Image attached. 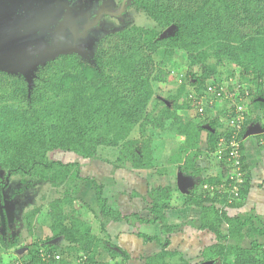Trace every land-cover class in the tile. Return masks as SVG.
<instances>
[{
  "label": "trees",
  "instance_id": "1",
  "mask_svg": "<svg viewBox=\"0 0 264 264\" xmlns=\"http://www.w3.org/2000/svg\"><path fill=\"white\" fill-rule=\"evenodd\" d=\"M132 1L153 21L154 27L131 25L106 34L92 61H84L76 50L54 53L42 62L31 63L37 66L31 72V83L21 71L0 67V171H5V177L20 175L22 181L31 178L29 186L49 183L55 188L64 187L62 196L49 201L46 210L51 235L44 241L34 239L29 243L27 264H72L79 253L85 254V264H110L98 259L101 239L76 214L78 208L85 207L96 218L95 209L77 196L78 180L94 185L103 218L120 222L133 217L139 222L137 238L160 245L159 251L146 256L144 264H172L177 252L168 249L174 225L167 224V213L183 207L198 210V228L216 238L215 243L202 249L205 261L264 264V221L260 220L261 225L257 226L255 215L238 211L248 201L251 187L244 155L242 166L246 173L237 197L222 187L227 186V179L225 171L218 170L219 173L203 178L204 190L189 191L177 205L171 203L172 187L151 188L145 215L110 207L104 195L105 185L81 176L77 162L51 159L52 154L59 152L92 159L100 146H106L119 148L118 163L149 169L154 167L156 157L153 142L159 144L150 131L172 130L183 142L169 160L181 172L199 175L196 164L201 154L211 158L222 146L220 138L227 139L229 134L217 117L199 122L187 119L194 107L187 97L190 92L203 94L211 77L218 85L237 77L239 82L255 87L249 90V114L242 134L251 119L261 118L255 111L264 113V0ZM169 26H174V32L159 37L160 31ZM180 51L185 53L187 65L186 71L178 73V81L173 79L177 73L173 62ZM232 65L239 67L236 76ZM170 76L174 88H168L162 100L154 82H166ZM134 131L136 136L132 135ZM156 170L161 173V169ZM181 188L179 184L180 196ZM38 212L40 207L26 213L31 233L32 217ZM158 224L166 233L164 241L156 234L139 231ZM4 229L0 248L7 249L16 245L18 238L10 239V231L6 226ZM55 239L64 244L53 243ZM41 248L48 253L58 252L60 257L43 260ZM116 256L112 250L111 257ZM123 258V264H128L131 256L124 253ZM181 262L190 264L182 257Z\"/></svg>",
  "mask_w": 264,
  "mask_h": 264
},
{
  "label": "rangeland",
  "instance_id": "2",
  "mask_svg": "<svg viewBox=\"0 0 264 264\" xmlns=\"http://www.w3.org/2000/svg\"><path fill=\"white\" fill-rule=\"evenodd\" d=\"M122 0H0V32L5 30L2 35L5 36L4 43L12 41V44L5 47L7 49L5 55L0 56L5 60H15L18 63L26 57L30 51L33 55H40L47 49L57 48L64 49V45H59L56 30L60 20L71 19L78 22L79 25L87 20H92L98 10L102 7H111V10L118 11ZM123 12V13H122ZM120 17L102 14L99 23L96 26L92 22V29L88 31L86 36L77 37L75 42L79 43V47L85 51L87 57L83 56L84 61H92L94 53L98 49L100 40L109 33L116 32L125 27L136 25L143 28L154 27L153 21L147 15L134 5L126 7L122 11ZM59 24V31L62 23ZM82 25V24H81ZM63 30V29H62ZM62 30L61 36H62ZM86 30V29H85ZM174 32V26H169L160 31L159 37L169 36ZM64 37L72 40V36L63 32ZM16 39H19L17 42ZM5 46V45H4ZM7 46V45H6ZM70 48V45L68 46ZM73 48V46H72ZM65 50V49H64ZM185 53L177 52L173 64L177 69L173 79L179 78L178 73L186 71ZM31 72H35L37 66L29 64ZM236 69L235 76L239 72V67L232 65ZM170 76L166 82H154L158 96L164 100L168 92V88L174 84ZM212 78V77H211ZM210 78V79H211ZM220 78H224L221 76ZM210 79H208L210 81ZM234 80V79H233ZM230 83V80L228 81ZM252 90L255 87L250 85ZM264 88V80H263ZM250 97L247 96L248 103ZM227 100L221 99L217 103L208 104L209 109L205 116H199L192 110L187 113V119H195L196 121H207L217 115V111H223L227 107ZM249 106V105H248ZM261 116V120L254 121L251 119L250 125L247 127L248 138L244 145V156L248 164V173L250 175V192L248 194L245 206L238 210L242 215H255L254 222L257 226L264 221V149H260L255 142L251 133L254 128L264 123V113L255 111ZM207 130L210 128L206 125ZM150 134L159 144H154L155 160L154 167L149 169H135L127 162L118 163L119 148L100 146L97 150L95 158L86 159L72 153H55L51 155V159H56L64 163L77 162L80 168V175L88 179L93 178L99 183L105 185L104 195L108 198L110 207L120 210L123 213L137 212L140 215L147 214L145 208L150 200L148 194L150 189L156 186L172 187L173 198L172 205H177L180 199L187 194L186 191L198 193L204 190L201 181L205 177L219 173V163L211 155L202 153L197 161L199 175H191L181 172L177 168V164L172 163L170 155L175 154L180 142L178 135L172 130L158 132L151 130ZM133 136L137 132L132 133ZM183 139V138H182ZM183 142V140H182ZM206 145L205 134H203L201 148L204 150ZM159 152V153H158ZM156 169H161V173ZM5 171H0V235L5 232V226L10 231V239L18 238V243L7 249L0 248V260L2 264L19 263L29 261V243L34 239L44 241L51 235L46 223L45 214L48 209V203L56 197H61L64 187H52L49 183L34 184L29 186L31 178L25 177L22 181L20 175L4 176ZM179 184L182 185L181 196L178 193ZM79 188L78 197L82 201L87 202L96 211V218L88 208L80 207L76 210V214L87 221L93 232L101 239L99 248V260L108 261L110 264H123V255L128 254L131 258L128 264H144L148 255L159 251L160 245L155 242H144L141 238H137L139 222L130 217L128 221L114 222L112 219L103 218L99 213L95 198V187L91 182L78 180ZM196 185V187H194ZM0 190V192H1ZM40 207L34 217H32L33 233L29 232L26 221V213L34 208ZM236 211V213L238 212ZM167 224L174 225L170 234V244L168 249L175 251L174 257L171 259L172 264H183L181 257L190 264H211V261L204 260L202 249L205 246L216 242L215 236L206 231L199 229L197 221L198 210L189 207L175 208L168 211ZM226 226L224 225V229ZM143 229V230H142ZM149 235H158L164 241L166 233L162 229V225H154L147 228H140ZM55 244H64L59 239L54 240ZM249 242V240H247ZM244 245L246 243H243ZM43 249V248H42ZM115 251L117 256L111 257V252ZM58 253V252H55ZM59 254V253H58ZM60 255V254H59ZM123 259V260H122ZM203 261V262H202Z\"/></svg>",
  "mask_w": 264,
  "mask_h": 264
},
{
  "label": "built area",
  "instance_id": "3",
  "mask_svg": "<svg viewBox=\"0 0 264 264\" xmlns=\"http://www.w3.org/2000/svg\"><path fill=\"white\" fill-rule=\"evenodd\" d=\"M234 79V80H233ZM230 80V83L228 81ZM178 81H181L178 78ZM206 88L203 94H195L194 91L190 92L187 97L191 99L194 104V111L199 116H205L209 109L208 104L217 103L221 99L227 100L228 104L223 111H217V117L220 122L224 123L228 128L229 137L220 138L222 146L218 148L212 156L220 165V170L225 171V179H227V186L223 185L227 191L233 193L237 197L239 186L244 182L245 170L243 169L242 156L244 155V145L248 138L247 130L242 134L244 126L246 125L248 103L246 102L247 96L249 97V90L251 84L239 82L237 77L228 80H222L218 85L214 77L206 81ZM232 86V87H231ZM252 86V85H251ZM242 89V91H241ZM249 101V99H248ZM227 110V111H226ZM224 111H226L224 113ZM264 116V115H263ZM261 118L259 119V121ZM250 125V122L246 128ZM254 137L256 145L260 149H264V123L261 126L254 128ZM229 181V182H228ZM232 201V198L229 199ZM52 253V252H51ZM48 253L42 248L39 249V254L43 260L58 259V253ZM86 256L84 253H79L72 261V264H85ZM21 264L17 260L14 263ZM22 264H27L25 261Z\"/></svg>",
  "mask_w": 264,
  "mask_h": 264
},
{
  "label": "flooded vegetation",
  "instance_id": "4",
  "mask_svg": "<svg viewBox=\"0 0 264 264\" xmlns=\"http://www.w3.org/2000/svg\"><path fill=\"white\" fill-rule=\"evenodd\" d=\"M133 1L132 0H122L121 1V4H120V8L118 9V11H113L111 10V7H102L98 10V12L96 13V15L94 16V18L92 20H87L85 22H82L80 25L78 22H75L74 20H71V19H64V22L62 23V36L59 34V24L60 22L63 21L60 20V22L58 23V28L56 30V34H57V38H58V41L60 42L59 45L57 46H61L64 45V49H68V46H73V50H80L82 53V56H85L87 57V55L85 54V51L82 50V48L79 47V43L75 42V39H77V37H83V36H86L88 31H90V29H92L93 26H96L98 23H99V19L101 17L102 14H107V15H112L113 17H120L123 12L125 10L126 7H129L131 4L133 5L132 3ZM122 12V13H121ZM100 13V17L98 19V21L93 25H92V22H95L96 20V17L98 16V14ZM86 29V30H85ZM60 30V31H61ZM5 30H1L0 32V51L2 53H6L7 49H5V47H8L6 46V43H4V38L5 36L2 35ZM63 32H67L69 33L71 36H72V40L70 41L69 39H67L66 37H64V34ZM5 45V46H4ZM80 53V52H79ZM54 54V53H53ZM52 54V55H53ZM5 55V54H4ZM51 56V55H50ZM2 61H14L13 59L12 60H5L4 58H0V62ZM32 62H29V64H31Z\"/></svg>",
  "mask_w": 264,
  "mask_h": 264
},
{
  "label": "water",
  "instance_id": "5",
  "mask_svg": "<svg viewBox=\"0 0 264 264\" xmlns=\"http://www.w3.org/2000/svg\"><path fill=\"white\" fill-rule=\"evenodd\" d=\"M100 17V13L98 14V16L96 17V20L94 22V24L98 21ZM59 34L61 35V32L59 31ZM19 39H16L15 42H17ZM12 44V41H8L6 42V45H10ZM73 48L72 46H70V48L68 49H60V47L57 48H52V49H47L46 45H45V50L43 51L42 54L40 55H33L32 51H30V53L24 57L19 63L17 61H2L0 62V67H6V68H10L12 70L15 71H21L27 78L28 82L31 83V69L28 65L29 62L32 63H38V62H42L44 61L47 57H49L50 55H52L53 53H68L70 51H72ZM77 51V50H76ZM78 52L82 53L80 50H78ZM5 53H2L0 51V56H3Z\"/></svg>",
  "mask_w": 264,
  "mask_h": 264
},
{
  "label": "crops",
  "instance_id": "6",
  "mask_svg": "<svg viewBox=\"0 0 264 264\" xmlns=\"http://www.w3.org/2000/svg\"><path fill=\"white\" fill-rule=\"evenodd\" d=\"M182 137L181 136H178V141L180 142V143H182ZM159 153V152H158ZM187 193L189 192V191H186ZM168 215V214H167Z\"/></svg>",
  "mask_w": 264,
  "mask_h": 264
}]
</instances>
